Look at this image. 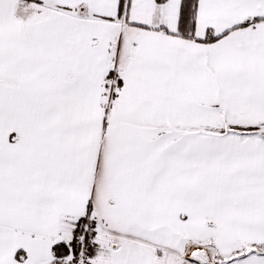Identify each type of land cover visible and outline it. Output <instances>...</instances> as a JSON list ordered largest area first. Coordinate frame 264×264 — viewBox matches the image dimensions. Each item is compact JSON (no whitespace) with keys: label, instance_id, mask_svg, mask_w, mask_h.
Segmentation results:
<instances>
[{"label":"snow or ice","instance_id":"1","mask_svg":"<svg viewBox=\"0 0 264 264\" xmlns=\"http://www.w3.org/2000/svg\"><path fill=\"white\" fill-rule=\"evenodd\" d=\"M0 264H264V0H0Z\"/></svg>","mask_w":264,"mask_h":264}]
</instances>
